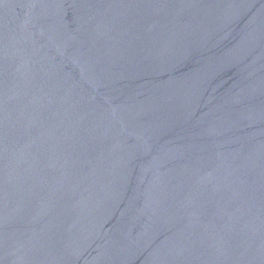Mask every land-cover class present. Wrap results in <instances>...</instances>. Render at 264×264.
<instances>
[{"label": "water", "instance_id": "1", "mask_svg": "<svg viewBox=\"0 0 264 264\" xmlns=\"http://www.w3.org/2000/svg\"><path fill=\"white\" fill-rule=\"evenodd\" d=\"M0 264H264V0H0Z\"/></svg>", "mask_w": 264, "mask_h": 264}]
</instances>
